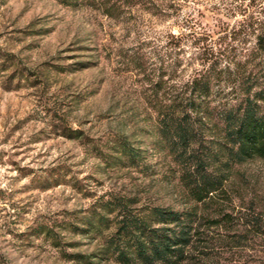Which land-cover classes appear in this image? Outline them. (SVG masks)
I'll use <instances>...</instances> for the list:
<instances>
[{
	"label": "rangeland",
	"instance_id": "374dc122",
	"mask_svg": "<svg viewBox=\"0 0 264 264\" xmlns=\"http://www.w3.org/2000/svg\"><path fill=\"white\" fill-rule=\"evenodd\" d=\"M146 1L0 0V264H118L104 251L117 221L107 201L192 211L204 263L262 257L229 237L264 218V161L234 165L205 209L180 181L153 101L156 83L163 99L197 73L212 78V105L236 97L263 63L244 25L264 0H152L177 5L156 16ZM104 3L120 8L109 16Z\"/></svg>",
	"mask_w": 264,
	"mask_h": 264
},
{
	"label": "trees",
	"instance_id": "16d2710c",
	"mask_svg": "<svg viewBox=\"0 0 264 264\" xmlns=\"http://www.w3.org/2000/svg\"><path fill=\"white\" fill-rule=\"evenodd\" d=\"M146 4L143 6L155 16L177 7L170 4L162 8L152 0ZM104 7L109 16L120 8L117 3H104ZM255 12L257 15L250 14L244 27L254 33L256 55H261L263 63L258 70L238 78L236 97L212 105V78L199 73L181 88L171 87L163 99L158 98L160 84H155L153 110L158 135L180 167V181L188 195L207 210L224 194L234 165L264 161V5ZM170 37L179 42L183 36ZM124 154L132 157L127 151ZM127 207L121 202L104 204L105 209L116 211L117 219L114 232L104 244L107 258L118 264H211L203 262L209 257L205 252L199 253L201 259L193 256L199 237L195 213L160 207L133 213ZM227 218L223 214L220 221L209 222L219 225ZM247 218L242 232L229 238L235 248L262 255L254 257L252 264H264V218L257 214ZM106 221L104 217L98 219L99 224Z\"/></svg>",
	"mask_w": 264,
	"mask_h": 264
}]
</instances>
